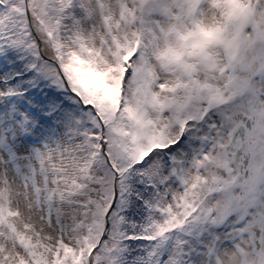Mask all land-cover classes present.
I'll list each match as a JSON object with an SVG mask.
<instances>
[{"label":"snow or ice","instance_id":"obj_1","mask_svg":"<svg viewBox=\"0 0 264 264\" xmlns=\"http://www.w3.org/2000/svg\"><path fill=\"white\" fill-rule=\"evenodd\" d=\"M0 264H264V0H0Z\"/></svg>","mask_w":264,"mask_h":264}]
</instances>
